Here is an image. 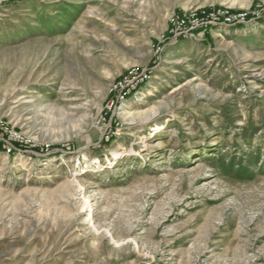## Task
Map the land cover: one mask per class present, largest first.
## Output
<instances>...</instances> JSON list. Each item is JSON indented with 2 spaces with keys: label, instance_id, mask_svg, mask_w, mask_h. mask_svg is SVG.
Returning a JSON list of instances; mask_svg holds the SVG:
<instances>
[{
  "label": "rangeland",
  "instance_id": "1",
  "mask_svg": "<svg viewBox=\"0 0 264 264\" xmlns=\"http://www.w3.org/2000/svg\"><path fill=\"white\" fill-rule=\"evenodd\" d=\"M0 115V264H264V0H0Z\"/></svg>",
  "mask_w": 264,
  "mask_h": 264
},
{
  "label": "built area",
  "instance_id": "2",
  "mask_svg": "<svg viewBox=\"0 0 264 264\" xmlns=\"http://www.w3.org/2000/svg\"><path fill=\"white\" fill-rule=\"evenodd\" d=\"M248 17L249 14L247 13H232L222 10L202 11L192 15L190 19L178 17L174 20L166 35L162 36V40L164 43L165 41L176 42L178 39L191 38L208 32L215 25L233 26L242 24ZM150 78L146 70H141L137 67L129 69L110 90L115 95L113 102L118 104L125 103ZM26 143L23 135L11 127L0 115V150L7 154L20 152L21 147Z\"/></svg>",
  "mask_w": 264,
  "mask_h": 264
}]
</instances>
